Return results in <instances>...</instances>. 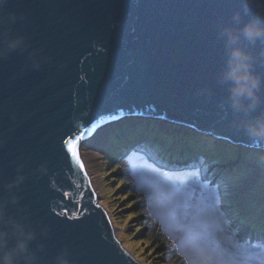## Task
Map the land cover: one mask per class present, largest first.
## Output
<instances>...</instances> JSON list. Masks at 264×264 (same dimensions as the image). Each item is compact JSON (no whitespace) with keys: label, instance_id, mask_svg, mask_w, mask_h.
I'll return each mask as SVG.
<instances>
[{"label":"water","instance_id":"obj_1","mask_svg":"<svg viewBox=\"0 0 264 264\" xmlns=\"http://www.w3.org/2000/svg\"><path fill=\"white\" fill-rule=\"evenodd\" d=\"M239 9V0H3L0 48L13 36L23 43L0 55V200L17 197L7 211L37 230L45 264L61 251L72 264H140L69 149L80 156L100 125L156 120L264 150L218 80L221 31ZM249 50L264 77V43Z\"/></svg>","mask_w":264,"mask_h":264},{"label":"rangeland","instance_id":"obj_2","mask_svg":"<svg viewBox=\"0 0 264 264\" xmlns=\"http://www.w3.org/2000/svg\"><path fill=\"white\" fill-rule=\"evenodd\" d=\"M117 125L94 129L79 154L122 247L140 264H264V150L162 121ZM139 130L154 135L128 142ZM193 136L210 152L190 149Z\"/></svg>","mask_w":264,"mask_h":264},{"label":"clouds","instance_id":"obj_3","mask_svg":"<svg viewBox=\"0 0 264 264\" xmlns=\"http://www.w3.org/2000/svg\"><path fill=\"white\" fill-rule=\"evenodd\" d=\"M3 0H0V4ZM240 9L233 14L231 25L221 31L224 41L225 61L218 73V80L228 86L227 101L234 112L240 116L239 123L250 137L264 139V77L254 71L255 57L249 46L257 42L264 43V0H239ZM245 17H247L245 19ZM23 43V38L13 36L6 39L0 48V55L16 49ZM39 171L44 172L43 166ZM24 180L17 176L7 188L18 187ZM16 204L17 197L10 195L0 200V264H45L39 254L43 245L37 240V230L26 218H17L7 211V205ZM47 226H40V235H47ZM52 264H72L67 253H57Z\"/></svg>","mask_w":264,"mask_h":264},{"label":"snow or ice","instance_id":"obj_4","mask_svg":"<svg viewBox=\"0 0 264 264\" xmlns=\"http://www.w3.org/2000/svg\"><path fill=\"white\" fill-rule=\"evenodd\" d=\"M69 149H70L71 151H73V152L75 153L76 157L80 160V156H79L78 153H77V145H76V143L73 144L72 142H69ZM82 166L84 167V165H82ZM172 191H173V193H179V192H180V190L176 189L174 185L172 186ZM194 192H195V187L192 186V187H190L189 189L184 190L183 193L180 195V198L183 199V200L185 201V203H188V201H190V199H191V197H192V194H193ZM119 199L122 200V201H124V200L127 199V197H125V196H121V197H119ZM133 206H134L133 204H129V205L127 206V208H128V209H132ZM189 206H191V205L189 204ZM134 216H135V213H132L131 215H129V216L127 217V220H126L127 222H125V224L131 222L132 219L134 218ZM138 231H139V229H137V232H138ZM139 243H140V244H144L145 242H144V241H140ZM128 247H129V248H132L133 245H129Z\"/></svg>","mask_w":264,"mask_h":264},{"label":"trees","instance_id":"obj_5","mask_svg":"<svg viewBox=\"0 0 264 264\" xmlns=\"http://www.w3.org/2000/svg\"><path fill=\"white\" fill-rule=\"evenodd\" d=\"M136 127V126H135ZM152 132L154 133L155 131L154 130H152ZM144 134V135H143ZM193 134H194V132H193ZM152 134H151V131H148V132H143L142 130L140 131H136L135 133H133L130 137H129V140L130 141H128V142H133L134 140H136V139H138V140H140V139H143V137H148V136H151ZM154 135V134H153ZM152 135V136H153ZM196 137L195 136H193V137H191L190 138V140H188V143H187V146H189L190 147V149H194V151H195V153L197 152L196 150L198 149V151H201V152H207V153H209L210 152V150H207V148H206V146H204L203 145V143H201V144H199L200 142L199 141H203V139L202 138H200L199 139V137H197L196 139H195ZM149 139H150V141H151V139H152V137L150 138L149 137ZM198 139V140H197ZM146 140V139H145ZM201 141V142H202Z\"/></svg>","mask_w":264,"mask_h":264},{"label":"bare ground","instance_id":"obj_6","mask_svg":"<svg viewBox=\"0 0 264 264\" xmlns=\"http://www.w3.org/2000/svg\"><path fill=\"white\" fill-rule=\"evenodd\" d=\"M139 122H137V124H138ZM131 125H129V127H131L132 125H134L135 123H130ZM141 123H139V125H140ZM176 126V125H175ZM188 129V128H187ZM219 188H221V186H219Z\"/></svg>","mask_w":264,"mask_h":264}]
</instances>
